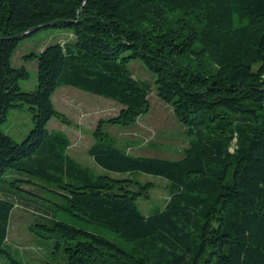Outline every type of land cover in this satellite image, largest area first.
<instances>
[{
    "label": "trees",
    "instance_id": "16d2710c",
    "mask_svg": "<svg viewBox=\"0 0 264 264\" xmlns=\"http://www.w3.org/2000/svg\"><path fill=\"white\" fill-rule=\"evenodd\" d=\"M46 28L74 40L26 56L38 79L25 92L19 81L29 72L12 57ZM133 60L155 75L158 97L184 128L180 159L131 155L104 131L149 111L150 85L133 76ZM64 86L122 106L99 121L87 153L107 172L166 181L162 207H138L152 182L98 175L67 155L68 139L47 128L52 118L66 122L52 100ZM25 105L33 127L23 141L0 128V190L9 195L0 197V256L12 264H23L7 250L15 208H33L41 222L32 231L63 250V263L37 264H264V0H0V126ZM33 197L53 206L36 210ZM57 210L93 231L58 220Z\"/></svg>",
    "mask_w": 264,
    "mask_h": 264
},
{
    "label": "rangeland",
    "instance_id": "374dc122",
    "mask_svg": "<svg viewBox=\"0 0 264 264\" xmlns=\"http://www.w3.org/2000/svg\"><path fill=\"white\" fill-rule=\"evenodd\" d=\"M66 39L73 41L72 35L63 29L46 28L39 30L33 35L23 39L13 57L12 66H24L29 72L27 80L19 81L21 89L25 92L34 91L37 88V61L27 60L26 56L31 53H39L49 45ZM133 76L150 85L148 96L149 111L141 115L137 121L129 126L104 124V131L110 135L115 146L124 149L127 153L135 156L157 157L162 159L177 160L182 158L188 146V138L185 136L183 126L177 121L172 108L164 103L157 95L155 75L150 72L141 61L133 60L128 65ZM55 108L64 114L66 122L52 118L47 125L50 131L57 132L69 141L67 155L80 166L85 167L95 174H107L114 178H136L142 183L152 182L154 189L150 192L149 200L139 198L138 207L142 213H150L156 208L162 207L168 200L166 181L160 177L145 174L120 175L107 172L100 168L87 153L89 147L95 142L94 131L101 120H106L118 115L122 106L117 102L100 96L81 91L73 87H60L52 97ZM33 127L32 115L29 107L25 105L21 109L9 111L6 121L0 126L1 130L16 142L23 141ZM12 171H8L11 173ZM18 179H29L22 173H14ZM12 176H9V179ZM12 190L11 185H6ZM12 193L26 194L19 188ZM34 194L43 195L35 187H27ZM8 192L0 190V197L9 196ZM34 198L36 210L46 213V207L41 204L52 205L47 200L55 199L45 196L42 199ZM27 201L26 199H21ZM29 202V201H28ZM32 203V202H31ZM23 205V204H22ZM53 206V205H52ZM55 208V207H54ZM49 213V211L47 212ZM39 214L32 208L13 209L9 222L7 250L11 259L23 264H37L40 261L50 263H63V250L57 248L56 240L36 235L31 227L36 222H41ZM58 220L70 225L93 231V227L81 221L68 212L57 210L55 214ZM111 237L112 233H104ZM0 264H12L11 260L1 255Z\"/></svg>",
    "mask_w": 264,
    "mask_h": 264
},
{
    "label": "water",
    "instance_id": "95a60500",
    "mask_svg": "<svg viewBox=\"0 0 264 264\" xmlns=\"http://www.w3.org/2000/svg\"><path fill=\"white\" fill-rule=\"evenodd\" d=\"M39 28H41V27H36V28L30 29V30L28 31V33H31V32H33V31H36V30H38Z\"/></svg>",
    "mask_w": 264,
    "mask_h": 264
}]
</instances>
